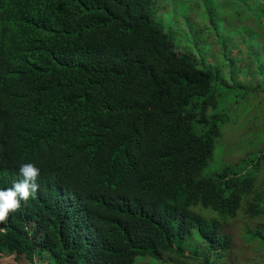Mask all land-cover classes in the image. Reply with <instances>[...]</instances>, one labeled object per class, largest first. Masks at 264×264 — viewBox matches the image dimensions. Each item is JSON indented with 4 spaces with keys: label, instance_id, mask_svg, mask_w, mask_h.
<instances>
[{
    "label": "trees",
    "instance_id": "trees-1",
    "mask_svg": "<svg viewBox=\"0 0 264 264\" xmlns=\"http://www.w3.org/2000/svg\"><path fill=\"white\" fill-rule=\"evenodd\" d=\"M176 49L155 0H0V189L40 169L0 257L264 264V149L206 170L217 74Z\"/></svg>",
    "mask_w": 264,
    "mask_h": 264
},
{
    "label": "rangeland",
    "instance_id": "rangeland-1",
    "mask_svg": "<svg viewBox=\"0 0 264 264\" xmlns=\"http://www.w3.org/2000/svg\"><path fill=\"white\" fill-rule=\"evenodd\" d=\"M155 20L177 49L217 74L216 110L224 119L206 170L254 160L264 149V0H155ZM258 165L264 168V160ZM233 233L238 237L239 230ZM249 248L232 264H247ZM140 258L137 264H151ZM0 264L27 261L11 253Z\"/></svg>",
    "mask_w": 264,
    "mask_h": 264
},
{
    "label": "clouds",
    "instance_id": "clouds-1",
    "mask_svg": "<svg viewBox=\"0 0 264 264\" xmlns=\"http://www.w3.org/2000/svg\"><path fill=\"white\" fill-rule=\"evenodd\" d=\"M19 172L23 177L21 180L14 182L10 188L0 189V223H4L11 212L20 209L21 201L26 202L38 191L39 185L36 181L40 169L33 163H22Z\"/></svg>",
    "mask_w": 264,
    "mask_h": 264
}]
</instances>
